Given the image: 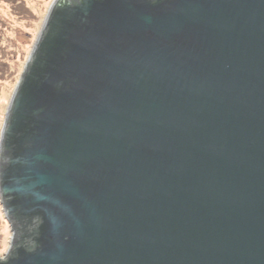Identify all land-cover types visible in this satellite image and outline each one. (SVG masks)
<instances>
[{
	"label": "water",
	"instance_id": "1",
	"mask_svg": "<svg viewBox=\"0 0 264 264\" xmlns=\"http://www.w3.org/2000/svg\"><path fill=\"white\" fill-rule=\"evenodd\" d=\"M0 201V264H264V0H54Z\"/></svg>",
	"mask_w": 264,
	"mask_h": 264
},
{
	"label": "rangeland",
	"instance_id": "2",
	"mask_svg": "<svg viewBox=\"0 0 264 264\" xmlns=\"http://www.w3.org/2000/svg\"><path fill=\"white\" fill-rule=\"evenodd\" d=\"M54 0H0V138L12 95ZM12 228L0 201V257L10 248Z\"/></svg>",
	"mask_w": 264,
	"mask_h": 264
}]
</instances>
